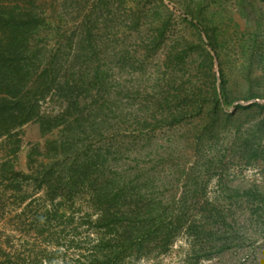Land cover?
<instances>
[{
    "label": "rangeland",
    "instance_id": "rangeland-1",
    "mask_svg": "<svg viewBox=\"0 0 264 264\" xmlns=\"http://www.w3.org/2000/svg\"><path fill=\"white\" fill-rule=\"evenodd\" d=\"M33 1L32 50L85 85L0 138V264H112L93 225L122 190L173 235L116 264H264V0Z\"/></svg>",
    "mask_w": 264,
    "mask_h": 264
},
{
    "label": "trees",
    "instance_id": "trees-1",
    "mask_svg": "<svg viewBox=\"0 0 264 264\" xmlns=\"http://www.w3.org/2000/svg\"><path fill=\"white\" fill-rule=\"evenodd\" d=\"M34 7L33 0H0V138L7 139L13 146L10 155L16 154L21 148L17 129L25 123L38 120L42 131L55 127L50 116L40 113V99H45L53 90L67 96L66 93L73 94L74 88L80 89L85 85L83 79L73 80L71 83V79L65 78L63 83L60 82V68L56 64V57L48 62L45 54L40 56L39 51L32 50L35 26L39 23ZM72 94L67 97L70 99ZM217 103L226 104L228 101L220 94L216 95ZM70 104L76 105V108L79 105L74 98H71ZM70 108L62 116L68 114ZM54 149L58 150L57 145ZM2 170L16 174L11 167L8 170L2 167ZM72 171L67 169L59 181L74 188L76 177ZM41 175V182L51 183V173ZM51 185L53 187L49 197L54 201L58 194L55 189L57 185ZM137 196L126 190L112 197L107 194L108 207L103 210L98 223L93 225V230L96 229L101 234L93 247L95 250L102 248L103 257L112 264H116L123 253L136 249L139 251L157 240L167 244L173 235V223L157 224L154 211L148 207L143 209V196ZM124 205L131 207L121 210Z\"/></svg>",
    "mask_w": 264,
    "mask_h": 264
}]
</instances>
